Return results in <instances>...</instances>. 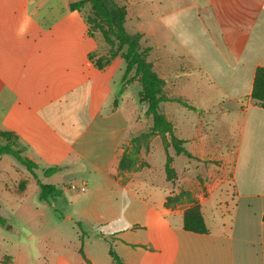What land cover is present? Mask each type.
I'll return each mask as SVG.
<instances>
[{"label": "crops", "instance_id": "0c3cea01", "mask_svg": "<svg viewBox=\"0 0 264 264\" xmlns=\"http://www.w3.org/2000/svg\"><path fill=\"white\" fill-rule=\"evenodd\" d=\"M78 1L0 0V131L20 137L39 167L35 175L59 165L68 169L55 175L80 178L85 190L68 197L73 216L97 233L78 240L77 255L44 253L37 263L11 256L0 264H115L111 249L123 264H264V103L252 99L264 68V0H207V10L193 0H162L150 26L137 31L165 95L191 107L160 104L191 157L166 147L160 135L135 141L153 126L140 101L143 87L122 86L125 50L99 68L96 61L112 46L88 23L87 6L71 10ZM207 116H216L220 134L240 129L235 202L209 209V232L196 233L184 228L186 209L170 201L177 188L165 168L168 153L176 172L191 175L194 158L216 150L197 120ZM220 155L229 162L227 150ZM8 156L0 157L1 209L2 195L40 191Z\"/></svg>", "mask_w": 264, "mask_h": 264}, {"label": "rangeland", "instance_id": "374dc122", "mask_svg": "<svg viewBox=\"0 0 264 264\" xmlns=\"http://www.w3.org/2000/svg\"><path fill=\"white\" fill-rule=\"evenodd\" d=\"M114 1L119 5L126 6L128 14L131 13L132 17L126 24L127 30L133 34H141V32L137 31H143L150 26V23L154 20L153 17L156 16V12L160 11L158 2L162 0ZM193 1L200 2L203 9L207 10V0ZM87 7L89 10L85 12H90L88 18L92 21L91 5H87ZM142 42H144V38ZM112 48L116 50L117 47L114 46ZM215 117L212 116L211 119V117L208 118L207 116L204 121L199 119V117L197 120L202 123V133L207 136L208 146L216 148V150L213 153H210L211 151L207 152V155L202 159L194 158L195 163L191 175H183L180 171H175L174 179L169 180L177 188V194L170 201L181 205L186 210L192 206H199L203 217L205 215L208 217L209 209L215 211L221 209L224 205L231 207L235 202L233 197L235 195L233 164L240 129L232 126L229 131H222L220 134V130L216 129L217 121ZM196 129L197 133L201 130L199 127H196ZM164 141L166 147L171 146L168 140ZM223 147L227 150V153H230L228 163L224 162L223 156L220 155L224 150ZM8 158L14 160L10 156ZM77 166L79 169L85 170L83 165ZM25 169L19 164V172L23 174L22 170ZM75 177L76 175L71 172H66L51 178H45L41 170H38L36 178L32 175L35 183L39 181L50 183L62 190V196L51 199L49 203L42 201L39 197L40 191L37 192L34 188H30L26 192H24L25 188H19L18 194L1 196L4 207L2 209L0 207V215L7 221L9 228L0 227V263L11 261V256H21L32 263H37L41 254L44 253L63 252L77 255L78 240L83 242L84 239L87 242L88 238L93 237L97 233L96 228L78 221L73 216L71 200L69 201L68 197L81 195L74 193L75 190L72 189V186L80 187L81 180ZM10 201H12L11 204ZM17 202L20 203L19 207ZM28 204H35L36 210L29 213L24 208ZM11 205L16 206L15 209L10 210ZM30 214L33 217L28 219ZM2 239L5 240V243L2 242Z\"/></svg>", "mask_w": 264, "mask_h": 264}, {"label": "trees", "instance_id": "16d2710c", "mask_svg": "<svg viewBox=\"0 0 264 264\" xmlns=\"http://www.w3.org/2000/svg\"><path fill=\"white\" fill-rule=\"evenodd\" d=\"M87 5L92 8V21L88 18V23L92 28L100 29L104 35L106 42L112 47L116 46V50L110 51L107 57H101L96 61L99 68H103L112 59L122 53L126 63V70L122 80V86L132 83H140L143 90L140 94V101L146 103L147 115L152 118L153 126L147 133L142 134L135 139L137 142H146L150 137L160 135L164 140H167L166 135L170 137V143L175 148L177 154L185 153L191 155L183 148L185 143L179 140L174 133L173 124L167 119L160 109V104L167 101H173L182 104L185 107L191 108L189 104L180 99H169L165 95V82L154 71L152 64L148 61L150 48L143 45V34L130 33L127 30V15L128 10L124 5H119L114 0H81L70 4L71 10H81ZM91 22V23H90ZM122 92V89L120 93ZM252 99L257 105L264 103V68H259L256 72ZM27 151L20 137L14 132L0 131V157L10 155L15 160L25 167L35 178V170L39 167L31 159L24 154ZM125 158V162H126ZM124 161L121 167H125ZM173 158L167 153L166 173L170 180H173L175 170L172 168ZM68 169L66 166H52L42 170L43 176L49 178L57 173H61ZM40 188V199L47 203L51 199L61 197L63 192L53 184H44L38 182ZM1 207V204H0ZM0 227L9 228L7 221L0 215ZM184 228L187 231L196 233H208L209 229L205 223V219L200 212L199 206H192L185 211ZM80 253L84 256V252L80 249ZM111 256L115 264H123L122 260L111 249Z\"/></svg>", "mask_w": 264, "mask_h": 264}, {"label": "built area", "instance_id": "2783aa9c", "mask_svg": "<svg viewBox=\"0 0 264 264\" xmlns=\"http://www.w3.org/2000/svg\"><path fill=\"white\" fill-rule=\"evenodd\" d=\"M72 189L73 190H78V189H80L81 191H84L85 190V186H82V187H76V186H72Z\"/></svg>", "mask_w": 264, "mask_h": 264}]
</instances>
